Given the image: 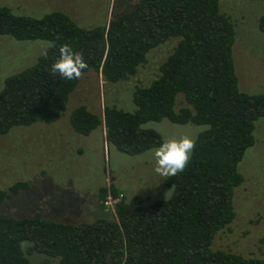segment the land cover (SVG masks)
Returning a JSON list of instances; mask_svg holds the SVG:
<instances>
[{
  "label": "trees",
  "instance_id": "1",
  "mask_svg": "<svg viewBox=\"0 0 264 264\" xmlns=\"http://www.w3.org/2000/svg\"><path fill=\"white\" fill-rule=\"evenodd\" d=\"M258 25L264 32V14ZM0 35L56 44L47 58L40 55L5 78L0 135L63 114L79 80L51 74L62 43L83 53L88 64L83 73L92 69L113 83L133 75L150 49L178 39L159 75L134 88L133 111L105 105L100 116L77 106L69 115L75 132L87 135L101 125L108 144L136 155L162 141L157 131L143 127L147 121L206 125L185 170L165 178L173 188L167 199L144 204L141 195L122 198L113 217L74 223L0 212V264H31L27 255L33 252L57 258L58 264H264V256L212 248L216 234L235 217L234 189L243 181L238 163L254 143L255 121L264 117V92L238 87L234 25L219 0H139L130 11L92 27L62 11L37 18L0 5ZM179 93L187 105L176 109ZM25 188V182H16L0 189V202ZM108 190L117 193L113 186L103 187L101 199ZM260 242L264 245V235Z\"/></svg>",
  "mask_w": 264,
  "mask_h": 264
},
{
  "label": "rangeland",
  "instance_id": "2",
  "mask_svg": "<svg viewBox=\"0 0 264 264\" xmlns=\"http://www.w3.org/2000/svg\"><path fill=\"white\" fill-rule=\"evenodd\" d=\"M138 1L0 0V5L37 18L51 11H62L78 25L92 27L107 23L112 15L130 11ZM219 7L234 25L233 60L239 89L249 94L264 92V32L258 25L264 14V0H219ZM177 41L169 38L150 49L145 61L125 80L108 83L92 69L84 72L58 120L14 126L1 134L0 189L16 182H25L27 188L0 202V212L15 218L40 215L74 223L113 217L112 212L102 208L99 192L103 187L113 186L126 199L141 195L144 204L169 198L173 188L154 171L151 150L155 147L136 155L126 154L106 143L101 125L87 135L75 132L69 115L80 105L100 116L105 105L133 111L134 88L149 85L159 75L160 65ZM47 42L0 35V84L7 76L32 65ZM185 105L183 95L177 94L175 108ZM143 127L154 129L162 139L181 135L197 138L206 125L178 124L163 118L147 121ZM253 135L254 143L238 163L243 181L234 189L235 217L216 234L212 248L262 257L264 117L255 121ZM27 256L31 264H58L57 258L42 253Z\"/></svg>",
  "mask_w": 264,
  "mask_h": 264
},
{
  "label": "clouds",
  "instance_id": "3",
  "mask_svg": "<svg viewBox=\"0 0 264 264\" xmlns=\"http://www.w3.org/2000/svg\"><path fill=\"white\" fill-rule=\"evenodd\" d=\"M56 47L54 41H48L41 51V56L47 58L48 49ZM88 64L82 52L76 51L70 44L62 43L58 47V56L51 65V74L59 75L66 80H79ZM4 85L0 84V91ZM196 147V138L189 135L168 137L151 150L155 161L154 171L164 178L182 173L188 165L192 152ZM22 247L24 242H22Z\"/></svg>",
  "mask_w": 264,
  "mask_h": 264
},
{
  "label": "built area",
  "instance_id": "4",
  "mask_svg": "<svg viewBox=\"0 0 264 264\" xmlns=\"http://www.w3.org/2000/svg\"><path fill=\"white\" fill-rule=\"evenodd\" d=\"M122 198L123 194L121 192L112 193L108 190L102 200V204L107 211L114 213L116 205L122 200Z\"/></svg>",
  "mask_w": 264,
  "mask_h": 264
},
{
  "label": "crops",
  "instance_id": "5",
  "mask_svg": "<svg viewBox=\"0 0 264 264\" xmlns=\"http://www.w3.org/2000/svg\"><path fill=\"white\" fill-rule=\"evenodd\" d=\"M104 134H105V131H104Z\"/></svg>",
  "mask_w": 264,
  "mask_h": 264
},
{
  "label": "water",
  "instance_id": "6",
  "mask_svg": "<svg viewBox=\"0 0 264 264\" xmlns=\"http://www.w3.org/2000/svg\"><path fill=\"white\" fill-rule=\"evenodd\" d=\"M107 143V142H106ZM108 144V143H107Z\"/></svg>",
  "mask_w": 264,
  "mask_h": 264
}]
</instances>
